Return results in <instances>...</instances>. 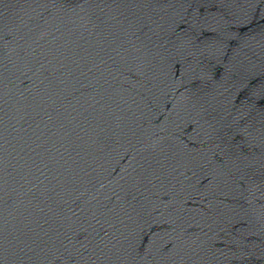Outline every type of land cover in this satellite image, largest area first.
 <instances>
[{
  "label": "water",
  "instance_id": "obj_1",
  "mask_svg": "<svg viewBox=\"0 0 264 264\" xmlns=\"http://www.w3.org/2000/svg\"><path fill=\"white\" fill-rule=\"evenodd\" d=\"M0 264H264V0H0Z\"/></svg>",
  "mask_w": 264,
  "mask_h": 264
}]
</instances>
